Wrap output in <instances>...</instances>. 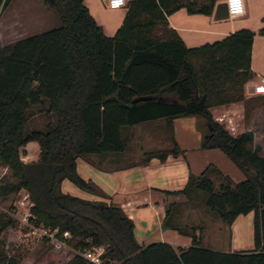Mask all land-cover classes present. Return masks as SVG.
<instances>
[{
	"label": "trees",
	"instance_id": "16d2710c",
	"mask_svg": "<svg viewBox=\"0 0 264 264\" xmlns=\"http://www.w3.org/2000/svg\"><path fill=\"white\" fill-rule=\"evenodd\" d=\"M54 10L59 25L0 45V162L16 176L3 192L24 188L28 219L69 232L77 249L67 264H92L80 252L103 244L111 264H264V154L251 145V129L231 133L212 115L215 103L243 98L255 31L239 27L220 38L188 46L167 15L184 7L209 14L217 0H126L121 23L112 34L89 12L84 0H40ZM7 0H0V8ZM264 34V25L258 29ZM150 95L147 99L135 97ZM43 127H27L36 114ZM196 115L208 125L200 147H218L244 172L233 181L213 164L199 174L188 172L179 189L189 202L201 196L204 206L227 223L253 211V247L219 250L205 246L195 228L179 224L185 202L166 203L161 228L190 235L188 246L167 241L141 244L135 224L121 205L102 199L106 193L82 177L76 158L126 148L125 129L142 121ZM38 143L37 157L23 160L26 142ZM172 140L168 148L145 152L164 158L183 154ZM211 172L221 179L217 184ZM69 178L101 196L85 198L61 189ZM201 191L206 193L203 198ZM0 219V230L13 224ZM0 264H13L0 252Z\"/></svg>",
	"mask_w": 264,
	"mask_h": 264
},
{
	"label": "rangeland",
	"instance_id": "374dc122",
	"mask_svg": "<svg viewBox=\"0 0 264 264\" xmlns=\"http://www.w3.org/2000/svg\"><path fill=\"white\" fill-rule=\"evenodd\" d=\"M10 2L11 0H7V3L3 7V10H5L4 14L1 15L5 20L4 24H7L3 27L0 25V30L3 32V38L0 40V44H2V42H9L24 34L35 33L39 30L35 29L36 31H30L27 30L29 28L26 27L25 30L20 31L21 28L14 26L15 29H18L19 32H17L11 28L10 24H8L10 20L23 19L25 23L28 17L20 15L21 11L19 8H17L15 11L16 13L13 14L10 8ZM246 3L249 5L248 17L243 18L240 15L241 13L229 15L224 19L218 20V26L223 30H229L232 26L238 28L240 26H245L255 31L257 36L255 37L251 58L253 69L257 72V75L254 77V80L251 81V84H253L260 81L261 77L264 76V36L258 32L259 27L264 25V17H259V15L264 14V0H244V5H246ZM48 9L50 10V18L46 21L45 25L41 27L43 30L59 25V19L54 10ZM116 13L117 12L113 10H109L106 15L110 19H114L116 18ZM221 36L222 35H216V37H210L208 40H213ZM245 82L243 84L242 99L215 103L212 105L215 106L218 104L242 101L243 111L238 113L236 108H233L234 111L230 110V113H234L236 117L234 120L228 118L224 113L217 114L213 117L221 122L233 134L239 133L240 130L251 129L254 133L251 145L260 144L261 149L259 152L264 154V93L256 94L251 92L250 88L245 86ZM174 120V124L172 122V131L175 130V134H177L178 138L182 139V143H179L180 145L178 144V147H193L187 150L185 154V160L188 163V172L192 171L194 174H199L211 163L218 167L222 173L227 174L233 181H238L245 177L244 172L222 149L218 147H200L201 139L199 138L198 131L194 127L195 118L193 116L180 115ZM44 123L45 115L39 113L33 115L29 119L27 127H43ZM133 127L135 130L141 128L140 132L142 135L154 133L151 129L146 127V124H135ZM208 129L207 123L202 118L200 125L201 132L207 133ZM136 138L135 134L130 136L128 155L130 154L133 156L134 154L137 141ZM21 149L23 160H32L37 157L39 147L35 140H30L26 142ZM78 161L79 168L81 172H83L81 162L84 161V158L80 156ZM196 167L198 168L196 169ZM210 174L209 176L212 177L214 183L217 184L221 176L215 172H211ZM15 180L16 176L11 173L6 165L0 162V219H13L14 221L13 224L0 230V252L6 255L7 258H10L13 264H67L77 251L73 246L75 239H70V236L65 237L63 234H58L57 230L54 228L35 224L33 221L29 220L30 200L28 199L27 191L24 188H19L6 193L3 192L2 185ZM62 187L68 190L69 193L82 197H89L92 195L91 192L84 190L69 178H64L62 180ZM181 187H183V185ZM141 188L143 189V187L137 188L136 192L140 193ZM201 194L203 198L206 195L204 191H201ZM171 200L172 197H170L167 202ZM177 200L179 202H185L181 207L180 218L177 219L179 224L186 228L190 226L194 227L203 245L221 249L229 248V246L237 247L238 249H249L253 247V211L240 213L231 223H227L215 212L204 206L201 196H197L189 202L185 201L184 196H181ZM142 214L143 213H140L139 216ZM147 220L152 222L155 221V219ZM156 225L157 224L154 222L153 227ZM135 231L140 243H148L161 238L160 228L158 226L151 230L150 237H143V234L139 233L138 228H136Z\"/></svg>",
	"mask_w": 264,
	"mask_h": 264
},
{
	"label": "crops",
	"instance_id": "0c3cea01",
	"mask_svg": "<svg viewBox=\"0 0 264 264\" xmlns=\"http://www.w3.org/2000/svg\"><path fill=\"white\" fill-rule=\"evenodd\" d=\"M218 1L221 0H217V2ZM84 3L95 20L102 25L104 32L109 35L112 34L121 23L126 10L125 5L120 7H110L107 5L106 0H84ZM215 5L212 12L209 14L199 12L189 13L184 7H180L167 15L168 26L173 27L188 46L212 41L208 39L210 37H216V35L223 36L224 34L237 29L238 27L232 26L229 30H223L218 26V20L224 19L229 16V14L224 17H216L214 14ZM4 6L0 8V25H2V27L7 24H4L5 20L1 17L5 11L3 10ZM10 8L13 14H15V11L19 8L21 11L20 15L28 17V20H26L25 23L23 19L10 20L8 24H10L11 28L17 32L19 31L18 29H15L14 26L21 28L20 31L25 30L26 27L29 28L27 30L30 31H34L35 29H39L37 32L43 31L41 27H43L46 21L50 18L49 7L44 5L40 0H11ZM109 10L117 12L116 18L110 19L106 15ZM240 15L243 18L249 16V5L247 3L244 5V11ZM259 17L263 18L264 14L259 15ZM25 35L29 34H24L22 36ZM261 35L264 36V34ZM256 36V33H254L251 54H253V46ZM2 38L3 32L0 30V40ZM5 43L8 42H2V44ZM250 66L253 71V76L245 82V86L250 88L251 92H253V85L263 80L264 76L261 77L260 81L251 84V81H253L254 77L257 75V72L253 69L252 58ZM233 108H236L238 113L243 111V102L235 101L228 104H218L211 106L210 110L214 117L217 114L224 113L228 118L234 120L236 118L234 113H230V110L234 111ZM190 116L195 118L194 127L198 131L199 138L201 139L202 135L206 134L202 133L200 130L202 118L196 117V115ZM175 118L176 117H174L170 123L164 118L146 120L138 123L146 124V127L154 132L153 134L147 133L142 135L140 132L141 128L135 130L133 129V126H130L125 129L127 144L124 150L118 152L92 153L89 154L88 157L81 156L84 158V161L81 162L83 172H81L79 168L78 160L80 156H78L76 158V167L78 173L82 177L91 179L106 193L107 197L103 199L122 206L128 216L133 219L135 230L138 228L139 233L143 234V237H150L151 230L158 226L160 228L161 236L159 240L167 241L173 246H188L191 243L190 235L180 233L173 228L162 229L161 221L164 216L167 200L170 197H172V200H177L183 196L181 194H167L164 189L179 188L184 185L188 177V163L185 160V154L187 153V150L192 149L193 147H181L184 149L183 154H167L164 158H159L154 155L146 157L144 154L150 150L168 148L172 140L176 141L177 144L182 143V139L178 138L177 134H175V130L172 131V122L174 124ZM134 134L137 137V141L134 154L131 156L130 154L128 155V148L130 146L129 139L130 136H133ZM197 168L198 167H196V169ZM139 187H143V189L141 188L142 190L140 189V193L136 192V189ZM61 189L68 192V190H65L62 187V182ZM85 198L100 199L102 197L92 193L91 196ZM140 213L143 214L139 216ZM147 219H155V221L152 222ZM154 222L157 224L155 227H153ZM141 244L145 245L147 243L143 242ZM211 248L219 250L238 249L237 247L232 246H229V248L226 249L216 247Z\"/></svg>",
	"mask_w": 264,
	"mask_h": 264
},
{
	"label": "built area",
	"instance_id": "2783aa9c",
	"mask_svg": "<svg viewBox=\"0 0 264 264\" xmlns=\"http://www.w3.org/2000/svg\"><path fill=\"white\" fill-rule=\"evenodd\" d=\"M106 3L110 7H120L125 5L126 0H106ZM227 12L229 15H235L244 11V0H225ZM254 93H264V79L253 85ZM62 234L67 237L69 232L64 230ZM104 251V245L98 244L83 249L80 253L88 259L92 264H111L103 259L102 253Z\"/></svg>",
	"mask_w": 264,
	"mask_h": 264
},
{
	"label": "water",
	"instance_id": "95a60500",
	"mask_svg": "<svg viewBox=\"0 0 264 264\" xmlns=\"http://www.w3.org/2000/svg\"><path fill=\"white\" fill-rule=\"evenodd\" d=\"M214 14L216 17H224L228 15L225 0H221L216 3ZM150 97H151L150 95H142L135 97L133 100L147 99Z\"/></svg>",
	"mask_w": 264,
	"mask_h": 264
}]
</instances>
